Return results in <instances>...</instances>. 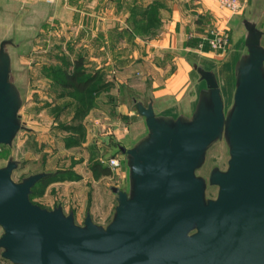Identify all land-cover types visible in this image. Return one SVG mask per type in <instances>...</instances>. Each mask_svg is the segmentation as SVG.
Returning <instances> with one entry per match:
<instances>
[{
  "label": "water",
  "instance_id": "95a60500",
  "mask_svg": "<svg viewBox=\"0 0 264 264\" xmlns=\"http://www.w3.org/2000/svg\"><path fill=\"white\" fill-rule=\"evenodd\" d=\"M247 52L235 65L233 103L225 111L214 71L194 68L205 82L190 116L160 115L151 100H134L147 134L126 154L129 190L112 187L117 205L107 226L87 213L83 225L61 205L31 201L50 173L17 182L19 162L0 167L1 257L12 264H264V32L245 19ZM0 44V145L31 131L20 115L12 58ZM225 140L226 170L198 174L210 148ZM218 188L216 198L207 195Z\"/></svg>",
  "mask_w": 264,
  "mask_h": 264
},
{
  "label": "rangeland",
  "instance_id": "374dc122",
  "mask_svg": "<svg viewBox=\"0 0 264 264\" xmlns=\"http://www.w3.org/2000/svg\"><path fill=\"white\" fill-rule=\"evenodd\" d=\"M58 1L0 0V44L4 40L10 41L6 50L12 58L11 80L19 88L23 99L20 110L22 120L31 129V131H21L12 146L0 145V167L6 166L10 159L17 160L19 167L13 173V179L17 182L33 174L50 173L45 181H40L33 188L31 194L33 203L49 210L61 205L66 214L74 212L79 225H83L87 213H90L96 224L107 226L112 220L117 205V196L111 188L118 187L128 191L129 170L126 154L118 147L112 152L103 149L101 138L106 132L90 129V121L92 118H99L103 122L117 119L119 112L117 113V107H113L111 98L120 93L122 95L119 96L118 101L121 99L124 101L127 98L124 93L126 89H130L134 94L145 93L144 99L147 105L149 84H147L148 80L141 78L143 68L138 62L130 66L117 63L113 69L109 68L107 75L110 78L112 76L121 80L129 79L128 84L126 81V86L124 84L126 89L121 84L112 86L108 92L101 94L98 102L96 101L99 104V111L91 110L89 118L80 116V110L76 108L77 98L84 100L86 96L56 87L53 80L44 73L46 67L60 64L63 59L73 63L83 52V48L76 42L81 33L74 26L70 27L59 16L62 7L57 6ZM93 2L91 1V4ZM249 6L251 10L247 8L248 13L239 18L238 25L232 32L234 44L230 46V50L234 48L232 57L229 59L225 54L226 57L221 58L222 63L225 60L231 61L230 66L225 68L224 74L228 75L227 78L219 81L225 111H228L233 103L235 65L240 56L247 52L244 44L247 32L241 21L247 17L250 21L260 22L264 15V0H254ZM163 12L162 18L169 19V10L164 9ZM62 17L73 19V16ZM160 18L159 5H156L151 11L152 27L150 31L145 32L146 38L155 39L161 35L163 27L161 28ZM142 35H144L143 31L141 38L144 37ZM262 45L264 46V37ZM122 47L109 48V54L121 52V56L126 57L124 61H127L128 52ZM215 53L219 56L217 52ZM163 57L164 55L161 59ZM195 65L203 66L198 61L194 63ZM93 69L91 68L90 72L94 71ZM144 81L146 83L140 86L139 84ZM203 83L201 89L205 88V82ZM60 91H65L67 97L61 99ZM126 102L131 106L135 104L129 98ZM69 103L74 105L69 106ZM171 111L176 112L175 109ZM70 124L77 126L78 130L67 131L64 126ZM110 157L120 159V169L113 171L109 168L110 176H102L92 171V166L100 160L106 167L104 161ZM229 158V148L225 140L215 143L208 151L205 163L198 174L208 179L213 168L226 170ZM217 193V187L209 186L208 197L216 198ZM3 233L4 230L0 226V237ZM0 264L12 263L2 258L0 254Z\"/></svg>",
  "mask_w": 264,
  "mask_h": 264
},
{
  "label": "crops",
  "instance_id": "0c3cea01",
  "mask_svg": "<svg viewBox=\"0 0 264 264\" xmlns=\"http://www.w3.org/2000/svg\"><path fill=\"white\" fill-rule=\"evenodd\" d=\"M91 1H94L93 4ZM240 1L245 5V12L238 14L221 8L218 0H79V4L78 0H59L57 6L62 7V13H58L62 20L81 33L76 42L83 48L80 55L85 58L88 69L94 67V71L109 74V68L113 69L117 63L130 66L138 62L143 68L140 69L141 78L148 80V102L153 100L158 114L176 117L192 115L202 90L203 81L197 77L195 62L202 63L206 70L214 71L219 81L228 76L224 73L231 61L222 63L221 58L225 55H216L206 38L212 29H226L234 45L232 32L239 18L246 16L247 8L251 10L249 5L254 3V0ZM1 4L4 6V2ZM156 5H159L163 31L157 38L148 39L145 32L151 30V11ZM164 9L169 10L167 20L162 18ZM62 16H73V19ZM245 19L247 17L242 19V24ZM253 22L264 32V15L260 22ZM141 31L144 32L142 38ZM120 46L128 52L127 61H124L126 57L121 56V52L109 54V48L117 49ZM233 49L226 54L229 59ZM108 78L113 86H126L129 80L112 76ZM121 95L119 93L111 100L119 112L117 119L103 122L99 118H92L90 121V129L106 132L101 138V145L111 152L114 149L113 142L118 144V148L120 145L129 149L147 134L145 119L136 113L133 106L122 99L118 101ZM136 95V100L146 103L145 93ZM172 109L176 112L173 113ZM92 111H99V104ZM92 111L87 115L88 118Z\"/></svg>",
  "mask_w": 264,
  "mask_h": 264
},
{
  "label": "trees",
  "instance_id": "16d2710c",
  "mask_svg": "<svg viewBox=\"0 0 264 264\" xmlns=\"http://www.w3.org/2000/svg\"><path fill=\"white\" fill-rule=\"evenodd\" d=\"M44 73L53 80L56 87H60L62 90L75 91L86 96L84 100H78L77 98L78 104L76 108L80 110L79 114L81 113L80 116L83 118L98 106L97 102L101 94L108 92L113 86L107 74L103 71L98 70L90 72V69L86 67L85 58L82 55L78 56L73 63L67 62V59H63L60 64L46 67ZM124 89H126L125 86ZM124 93H126L127 98L131 99L132 103L134 99L137 98V95L130 89H126ZM59 97H61V99L67 97L65 91H60ZM127 98H125L124 102H126ZM73 105L74 103H69V106ZM133 107L136 113H138L135 104ZM78 118L79 117H77V119ZM79 127L82 129L81 125ZM64 128L70 132L78 130L77 126L75 127L71 124L65 125ZM112 146L115 148L118 147V144L113 142ZM119 148L121 149L120 145ZM101 162L100 160L99 163L94 164L92 166V171L102 176H110L111 171L109 167L103 166ZM44 179L41 181H45Z\"/></svg>",
  "mask_w": 264,
  "mask_h": 264
},
{
  "label": "built area",
  "instance_id": "2783aa9c",
  "mask_svg": "<svg viewBox=\"0 0 264 264\" xmlns=\"http://www.w3.org/2000/svg\"><path fill=\"white\" fill-rule=\"evenodd\" d=\"M47 1L54 2L55 0ZM218 3L221 8L231 11L233 14L241 13L245 7L240 0H218ZM206 42L214 52L221 55L227 54L231 46L230 34L226 29L215 28L208 31ZM104 162L113 171L121 168V161L118 157H110Z\"/></svg>",
  "mask_w": 264,
  "mask_h": 264
},
{
  "label": "flooded vegetation",
  "instance_id": "af4514ba",
  "mask_svg": "<svg viewBox=\"0 0 264 264\" xmlns=\"http://www.w3.org/2000/svg\"><path fill=\"white\" fill-rule=\"evenodd\" d=\"M2 250H0V254H1Z\"/></svg>",
  "mask_w": 264,
  "mask_h": 264
}]
</instances>
